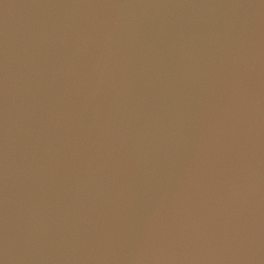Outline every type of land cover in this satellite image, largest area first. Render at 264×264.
<instances>
[{
  "label": "water",
  "instance_id": "95a60500",
  "mask_svg": "<svg viewBox=\"0 0 264 264\" xmlns=\"http://www.w3.org/2000/svg\"><path fill=\"white\" fill-rule=\"evenodd\" d=\"M0 264H264V0H0Z\"/></svg>",
  "mask_w": 264,
  "mask_h": 264
}]
</instances>
